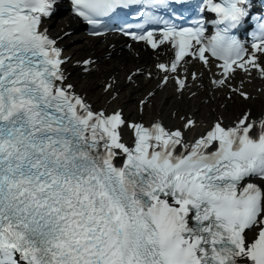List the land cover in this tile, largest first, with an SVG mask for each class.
<instances>
[{"label":"snow or ice","instance_id":"1","mask_svg":"<svg viewBox=\"0 0 264 264\" xmlns=\"http://www.w3.org/2000/svg\"><path fill=\"white\" fill-rule=\"evenodd\" d=\"M137 2L72 0L91 25ZM54 3L0 0V264H264V118L217 119L186 141L192 119L170 129L94 109L67 83L65 58L43 28ZM208 4L218 16L210 38L203 21L180 27L150 12L158 33L125 34L172 46L173 59L157 65L163 83L182 90L184 64L210 69L215 58L222 78L213 83L247 99L231 81L237 71L264 77V24L249 50L231 35L248 14L244 0ZM146 6L175 15L187 4Z\"/></svg>","mask_w":264,"mask_h":264},{"label":"bare ground","instance_id":"2","mask_svg":"<svg viewBox=\"0 0 264 264\" xmlns=\"http://www.w3.org/2000/svg\"><path fill=\"white\" fill-rule=\"evenodd\" d=\"M70 37L74 38L76 42L74 44L67 45L66 49L68 52L72 53L74 57L80 58L82 56H85L90 50H92L93 52L103 50L104 52V49L97 40H84V37L82 35L75 33H72ZM63 42H66V40H64ZM114 55L115 56L110 58L108 61H100L98 73L88 74L83 78L79 77V73L75 70H73L70 74L69 79L75 82L76 88L84 91L86 93V97L92 100L94 102V105L96 106L101 105L109 95V92L106 94L101 92L103 86L99 84V82H101L102 79L107 76V73L113 72L115 70L121 72L123 69H129L132 66L136 65L135 58H133L131 55H128L125 50H123V52L118 55L117 53H115ZM140 85V87L136 88H132L129 85H121L119 97L110 102L109 107L114 108L116 106H122L126 113L130 112L131 116L132 113L130 110L133 107L135 108L136 106V100H134L133 97L136 96L139 92H144V90L141 88L144 84L141 83ZM263 97L264 94H260L259 98L253 101L244 102L243 105H241L239 101L234 99L233 102H227L224 108L221 109L219 105L213 102L214 100H211L208 105H205L203 107L199 105L198 101H194L192 99H181L179 101L173 100L169 97V92L167 90H162L157 92L156 97L153 101L154 111L152 112V116H156L159 112L160 117L168 119L169 121H173L172 116H170L173 110H177L176 118H178V115L196 109L194 115L197 117V119L206 121V113L209 112L211 116L209 120H211L214 114V111L212 109L215 108L214 110L216 112L222 113L225 117H231L234 113L239 112L245 106H249L253 111H257L262 105H264V102L262 101ZM150 115L151 112L149 111V109L145 108L143 116L147 118ZM175 124H178L177 120Z\"/></svg>","mask_w":264,"mask_h":264}]
</instances>
